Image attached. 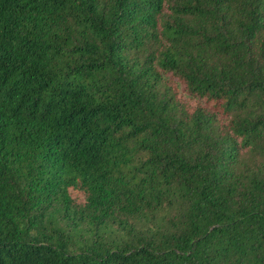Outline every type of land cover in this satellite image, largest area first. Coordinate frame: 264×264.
Segmentation results:
<instances>
[{"label": "trees", "instance_id": "16d2710c", "mask_svg": "<svg viewBox=\"0 0 264 264\" xmlns=\"http://www.w3.org/2000/svg\"><path fill=\"white\" fill-rule=\"evenodd\" d=\"M0 264H264V0H0Z\"/></svg>", "mask_w": 264, "mask_h": 264}]
</instances>
